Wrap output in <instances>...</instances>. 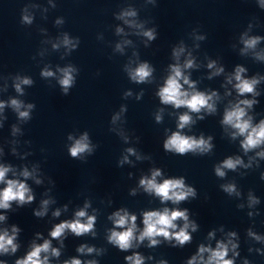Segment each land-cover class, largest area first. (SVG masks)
I'll return each mask as SVG.
<instances>
[{
	"label": "clouds",
	"instance_id": "clouds-1",
	"mask_svg": "<svg viewBox=\"0 0 264 264\" xmlns=\"http://www.w3.org/2000/svg\"><path fill=\"white\" fill-rule=\"evenodd\" d=\"M149 2H154V0H149ZM261 7L264 8V3H261ZM136 16L137 12L134 9H127L122 11L116 18L123 20L130 28L140 30L137 34L142 35L148 41L155 40L156 30L144 29L142 23H138L135 19H130ZM22 22L25 24H31L32 17L25 14L22 16ZM56 23L60 24L62 23V20H57ZM123 32V28H116V33L118 35ZM195 39L203 40L204 36L198 35ZM262 39H264V37L248 36L247 33L243 34L241 36V42L244 47L241 49V54H246L249 50H253L255 59L264 60V51H254ZM79 43V38H70L69 35L65 33L63 34L62 39L57 43L52 44V48L59 49L63 46L68 53H71L73 50L77 49ZM131 43L132 41L125 39L121 43L116 44L115 50L123 53L124 46L130 45ZM185 51L186 49L183 42H181L179 46L173 48L172 56L176 60V63L169 65V74L167 75L163 86L160 87L156 93L161 104L172 105L176 109L182 107L188 109L187 112L179 115L177 123L178 130L172 132L171 135L164 140L163 148L166 152L181 156L188 153L203 155L212 151V137L208 136L205 138L201 135L199 138H196L195 136L182 134L181 130L195 123L189 113L199 114L204 110L208 114H214L216 112V101L220 99V96L215 91L205 93L196 90V82L190 80L189 76L184 74L185 69L196 67L191 52L187 53L183 64L179 62L180 57L185 54ZM133 55L135 56L137 54L133 53ZM207 67L213 70L209 79H211L212 76H218L224 72V68L222 66L218 67L214 60L209 61ZM125 71L128 73L131 81L137 84H142L150 81L154 69L148 62H140L135 68L126 66ZM75 72H77V69L72 65L57 67L55 72L46 66L41 70L40 76L44 79L55 77L61 88L62 94L68 95L69 90L75 85ZM245 72L246 69L244 67L239 65L236 66L234 73L226 78L227 83L232 84L233 80H235L233 87L238 96L252 94V96L255 97L259 95L256 91V85L259 84L264 77L257 76L250 79L245 78L243 75ZM57 73H59V76H57ZM32 85L33 80L28 76L17 75L13 78V87L19 95H24V86ZM185 85L188 86L187 89H185ZM129 95H131V92L125 93V96ZM226 95H231V93L226 92ZM137 99H139V96ZM256 103L257 101L255 99H238L235 103L229 102V105L224 109L223 119L221 121L222 125L234 129L230 134L232 139H235L237 136L243 137L240 146L246 154L253 149L259 148L261 145H264V119H261L258 124L254 125L252 122L253 117L248 115V109H251ZM5 107H11L17 114L19 120L28 121L32 118L31 112L35 108V105L33 103L25 104L24 101L17 98H10L6 102L0 100V113L3 112ZM124 111H126V109L121 107V113ZM160 111L162 112L163 109ZM198 118L204 119L203 116H199ZM155 119L157 123L161 122V114L157 113ZM118 120H120V113L113 115L112 123L115 124ZM2 126V122H0V127ZM20 131V128L16 125L12 126L13 136ZM119 134L123 136L124 140L127 142V136H124L122 131ZM68 140L72 141V144L68 148V152L74 159L83 160L84 154L91 155L94 151V146L91 144L87 132L80 135L78 139L69 135ZM126 151L128 155H125L119 162L121 165L124 163H131L128 159L129 155L136 156L137 160L142 159V157L136 153L134 148H128ZM0 152H2V149H0ZM13 152H15V149H13ZM256 156L264 158V151L257 152ZM251 163L252 158L249 159L248 164H245L239 156L228 157L215 167V175L223 178L226 175L225 169L235 171L238 167L248 168L251 166ZM36 171L37 168L35 167L32 171L24 168L19 174L24 179H7L6 177L9 172H13L14 176L16 173L11 166L0 165V184L5 185L3 189H0V209L9 210L13 201L17 202L18 206H23L34 200L32 190L26 183V180L32 178L36 184H41L42 181L35 175ZM161 175L162 172L159 168L153 169L150 177H141L139 187H141L146 193L154 194L156 197H159L161 203L171 201L173 204H179L189 198L196 197V189L187 185L184 177L168 178L164 179L162 182H158L157 178ZM261 178L264 179V175H262ZM221 188L229 195H240L234 183L221 185ZM131 194L135 195V189L132 190ZM53 202L54 201L51 199L42 200L39 210H35L34 215L36 217H44L48 212L49 204ZM258 203V198L249 193L248 206L253 207ZM89 207L90 204L86 202L83 208L75 212L74 219L65 220L54 225L49 233L51 238L61 240L62 244V238L66 231H70L77 237L88 233L95 235L94 226L96 223V216L88 215L87 209ZM239 207H243V205H240ZM60 214V209H56L52 213L54 217H59ZM248 215L252 216L253 213L249 212ZM142 216L143 229L139 230V234L137 235V216L135 214H130L128 210L124 208L113 212L112 215L108 217L114 225V227L109 230L107 236L108 242L121 251H127L134 246H138L145 239L149 241V247L156 246L160 243L157 237H163L169 242L174 240L176 245L183 246L192 240L189 229H191L192 232L197 230L196 223L189 220L187 209L180 210L178 208L169 209L168 207H164L162 210L145 211L142 213ZM5 219V215H0V221H4ZM178 220L183 221L182 226H178L176 223ZM19 231L20 229L16 226L12 227L11 233H9L7 229L0 230V254H14L17 251L19 246L15 241ZM247 234L257 242L264 241V237L250 229ZM214 235V232H209V239L213 238ZM37 236L39 237L40 233H37ZM227 237L228 239L226 242L224 240H218L215 248L203 244L200 245L197 253L187 261V264H235L234 258L239 256V252L237 251L239 245L235 242L237 233L234 231L229 232L227 233ZM76 251L80 254L91 255L96 253L97 255H100L103 250L81 244ZM249 251L251 252L252 249L250 248ZM229 252L232 253L233 258H228ZM256 252L261 253V250L256 249ZM206 253L207 258H205ZM42 254L45 255L42 256ZM49 254L53 257H59L61 254L59 248L52 247L51 240L45 239L41 244L33 242L31 250L23 258L17 259L15 264H49ZM149 259H151V257H149ZM125 260L127 261V264H144L145 257L139 253H133L132 255L126 256ZM0 264H6V261L0 260ZM64 264H97V261L88 260L87 262H82L78 258H72L70 260H65ZM160 264H167V262L160 261ZM243 264H249V261L245 259Z\"/></svg>",
	"mask_w": 264,
	"mask_h": 264
}]
</instances>
